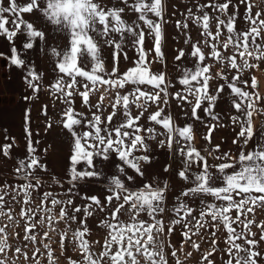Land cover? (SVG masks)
Segmentation results:
<instances>
[{"label": "snow or ice", "instance_id": "obj_1", "mask_svg": "<svg viewBox=\"0 0 264 264\" xmlns=\"http://www.w3.org/2000/svg\"><path fill=\"white\" fill-rule=\"evenodd\" d=\"M168 16V0H0V37L10 45V55L0 57L24 70V83L33 93L25 100H31L41 91L43 75L22 52L50 55L56 75L49 91L63 105L58 123L68 134L70 152L68 188L47 190L43 175L49 188L64 189V182L49 173L26 128L27 155L17 163V180L5 185L11 195L0 189V220L7 219L0 226V264H41V257L58 264L57 251L77 254L63 255L65 264H184L170 240L175 233L181 236L179 251L190 244L200 253L198 264H216L218 253L222 264L264 261V222L256 219L257 210H264V128L257 131L253 120L264 114L258 107L264 98L255 75L250 83L242 78L259 68L251 61L264 62V18L260 11L253 13L251 0H193L174 25L190 46L188 66L185 48L174 57L177 88L166 71ZM37 18L46 24H37ZM192 26L199 39H193ZM53 30L66 46L49 43ZM105 49L111 50L110 70ZM122 61L131 63L123 72ZM154 63L162 69L153 71ZM226 90L235 113L229 117L235 151L222 150L223 141L213 142V132L225 127L216 108L229 98L222 96ZM47 108L42 106L45 116ZM197 122L207 128L201 148L195 144ZM153 145L180 165L175 171L171 163L164 166L168 178L145 167L153 162ZM12 147L0 146V154L11 158ZM109 164L115 171L106 170ZM172 176L181 182L179 188ZM90 219L102 243L91 240ZM253 227L259 229L258 239ZM221 229L224 247L217 238ZM209 236L210 247L203 251L194 237Z\"/></svg>", "mask_w": 264, "mask_h": 264}, {"label": "rangeland", "instance_id": "obj_2", "mask_svg": "<svg viewBox=\"0 0 264 264\" xmlns=\"http://www.w3.org/2000/svg\"><path fill=\"white\" fill-rule=\"evenodd\" d=\"M22 2V0H18ZM104 3H111V0H102ZM193 0H168V19L169 23L165 26L166 32V59H167V73L168 78L176 83L177 88L181 87L177 83V77L180 73L177 71V63L174 60L175 55H177V50L180 48H185L186 50V59L184 61L185 65L190 64V60L187 58V51L190 46L184 44V37L180 35L175 28V21L177 19H182L180 13L185 12L186 6H190ZM201 3H206L207 0H200ZM235 2V0H234ZM253 4V13L260 11L262 13L261 18H264V0H251ZM241 14L244 12V6L239 7ZM175 13V14H173ZM131 19V17H129ZM25 19H31L27 14ZM37 24L44 25L46 22L42 19L37 18ZM190 32L194 40L199 39L198 30L192 26L190 27ZM49 35V43L56 44L60 47H64L67 44L66 39L59 38L55 30H53ZM24 37H18L16 44L19 48ZM148 47H151V44H147ZM10 45L6 39L0 37V53H4L5 56L10 55ZM110 49H105V56L109 57L108 68H111V58H110ZM129 56H133V52L129 50ZM22 58L27 62L34 64L35 69L38 73L43 75L42 88L38 95H36L31 100H25L26 96H32L33 93L31 89L27 88L24 83V76L26 73L22 69H18L9 64V61L4 57H0V146L4 144H13L11 149V158H6L0 154V189H3L5 192H9L11 195V189L5 187V185H10L17 180V177L14 175L15 168L20 159L25 158L27 155L26 152V128H30L32 132V140L34 146L37 147L38 154L41 157V161L46 164L49 173L54 174L57 179H60L64 182V189H61L58 185H52L50 188L48 184L50 183L48 175H43L42 179L47 190L53 191L55 193H63L64 190L68 188L66 182V174L69 168V143H68V134L66 130L62 129L58 123L60 119V113L63 105L56 101L50 94V84L54 80L56 73L53 72V60L50 55L46 54L43 51L26 50L22 52ZM251 63H259L258 69H251L246 71L242 78L248 79L250 83L251 75H255L259 82L258 91L262 98H264V62L251 61ZM131 66L130 62H121L120 70L123 72L128 67ZM162 65L154 63L152 65L153 71H159L162 69ZM220 83H223L222 81ZM215 87V85H213ZM176 89H173L175 91ZM250 90V89H249ZM224 97H229V93L226 90ZM93 102H95V97H93ZM108 101L105 100V104ZM47 105V116L42 112V106ZM76 107L78 110L83 111L80 107V101L77 99ZM258 107H264V100L260 102ZM27 111H30V123L26 125L25 123V114ZM216 111L221 114V122L225 127H218L215 132H213V142L222 143V150H232L235 151L236 146L231 143L234 138L235 133L232 131V126L229 122V117L234 113V110L231 108V98L223 99L218 103ZM175 113L178 116L177 123L183 125L184 118L180 116V110L175 109ZM203 114V113H201ZM256 130L259 131L261 128H264V114L257 113L253 117ZM51 123L52 127L48 128L47 125ZM238 131V129H237ZM196 139L195 144L197 148L206 146L205 141L202 139L203 135L206 134L207 128L201 125L199 122L196 123L195 127ZM38 141V143H36ZM251 147V145H250ZM47 150L46 152L44 150ZM152 156L154 157L151 165L145 166L148 168L149 173H157L162 178H168V174L163 173V168L167 164H172V169L175 171L180 165L177 162H173L172 157L166 152V150H161L153 145ZM114 159V158H113ZM106 170L112 172L115 171L111 165H104ZM171 183L174 187H180V181L177 180L175 176L171 177ZM99 194V193H97ZM10 195L6 197V200L9 202V205L12 204L10 200ZM61 198L63 195H61ZM79 203V201H77ZM172 198L169 199V204L171 205ZM198 206V205H197ZM14 214H18L19 206L13 207ZM257 222H264V210H257L256 212ZM4 223H7V219L4 218L0 220V226H3ZM90 225L93 228L91 234V240H100L103 242V235L96 229L95 223L90 219ZM63 227V225H61ZM75 227V225L73 226ZM236 227V225H234ZM242 227V226H241ZM240 230V227H238ZM14 231V230H13ZM253 231L257 232V239L259 238V229L253 227ZM223 229L217 234L219 239V246L224 247L223 238H224ZM52 240H55L56 237L52 236ZM197 242L201 243L202 250L207 251L210 245L206 242L211 237H194ZM171 243L176 246L178 249V255L180 259L184 261V264H198L200 261V253L195 252L191 249L190 244H185L183 246V251H179L181 236L179 233H175L171 238ZM12 241L10 240V243ZM52 247L55 249L56 244H52ZM99 245H94V250L98 249ZM260 250L264 252V242L260 245ZM26 251L31 253L32 247L29 246ZM43 251V249H42ZM193 251L191 258L185 259V253ZM10 258L15 259L14 257ZM57 256H60L61 259L58 261V264H65L63 255H71L73 258L76 257V253L68 252L61 254L56 252ZM221 253L217 254L216 264H222L220 259ZM223 259H227L226 256ZM16 264H25L22 260H16ZM41 264H46V257H41ZM264 264V261L261 262Z\"/></svg>", "mask_w": 264, "mask_h": 264}]
</instances>
